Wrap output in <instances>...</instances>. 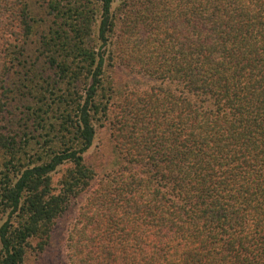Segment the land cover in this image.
<instances>
[{
  "label": "trees",
  "instance_id": "1",
  "mask_svg": "<svg viewBox=\"0 0 264 264\" xmlns=\"http://www.w3.org/2000/svg\"><path fill=\"white\" fill-rule=\"evenodd\" d=\"M75 204L69 264H264V0H0V264Z\"/></svg>",
  "mask_w": 264,
  "mask_h": 264
},
{
  "label": "rangeland",
  "instance_id": "2",
  "mask_svg": "<svg viewBox=\"0 0 264 264\" xmlns=\"http://www.w3.org/2000/svg\"><path fill=\"white\" fill-rule=\"evenodd\" d=\"M157 80L151 76L139 73H133L129 70L122 69L119 74L118 89L125 92L129 89L147 88L156 83ZM111 144L110 131L99 129L93 148L90 150L91 159L101 166V172H105L111 160L109 155V146ZM78 204L73 205L70 210L60 217L54 226L49 244L44 252L37 255V259L31 261V264H69L66 239L70 227L72 226L77 215Z\"/></svg>",
  "mask_w": 264,
  "mask_h": 264
}]
</instances>
